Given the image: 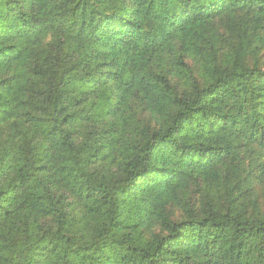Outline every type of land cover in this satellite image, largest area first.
<instances>
[{"label":"trees","instance_id":"16d2710c","mask_svg":"<svg viewBox=\"0 0 264 264\" xmlns=\"http://www.w3.org/2000/svg\"><path fill=\"white\" fill-rule=\"evenodd\" d=\"M0 264H264V0H0Z\"/></svg>","mask_w":264,"mask_h":264}]
</instances>
